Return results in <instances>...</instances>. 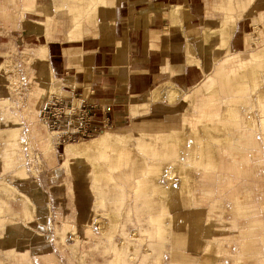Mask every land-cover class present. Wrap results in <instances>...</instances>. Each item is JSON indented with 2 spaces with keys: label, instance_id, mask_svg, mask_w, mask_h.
Here are the masks:
<instances>
[{
  "label": "bare ground",
  "instance_id": "obj_1",
  "mask_svg": "<svg viewBox=\"0 0 264 264\" xmlns=\"http://www.w3.org/2000/svg\"><path fill=\"white\" fill-rule=\"evenodd\" d=\"M46 1L23 0L20 8L23 9L21 15L23 17H32V13L38 15L39 19L37 20L42 21L39 24L40 32L43 34L46 27L52 26L50 24L52 19L57 20V23L53 24L59 26L58 19H54L51 14H43L42 7L46 5ZM50 1H52V6L56 11H63L66 16H69L67 19L70 20L72 27L67 38L70 41L81 40L83 18L91 7H110L117 3V0ZM13 3L15 4V0ZM176 11L178 13L169 12L172 26L175 29L179 27L180 21H182L181 11ZM15 14L11 13L9 8L3 11L4 17L13 18ZM218 31L220 29L204 32L202 43L204 50L215 45L216 35L222 36L221 31ZM43 49L47 52L46 47ZM214 59H218V54L213 55ZM256 62H259L264 68V48L262 54L251 56V61L245 60L242 54L233 52L232 55L226 56L218 62L217 75L209 74L195 92H186L183 87L178 86L172 80H167L141 96L153 104L154 115L159 116V118L164 115L166 110L178 106L180 111L174 112L165 121H143L135 125L137 126L136 129H101L94 136L70 140L62 146L63 159L60 170L67 175L73 173L74 176H77L78 171L74 165L82 166L83 176L87 181L90 180L93 183L89 191L94 193L96 204L103 208L104 213L110 218L111 231L107 233L108 237L113 236L114 231L121 223V210L125 198L124 182H128L129 186L133 187L137 209L142 212L145 211L147 220L154 225L152 231H147L152 251L149 247H144L145 254H151L156 248H160L161 251L164 250L166 243L174 238L176 245L183 248L180 254L183 259H173L171 264H211L215 260L213 252L216 243L211 238L213 225L206 209L197 208L196 214L190 218L184 214L186 210L196 208L192 197L196 174L208 182L214 179V172L219 169L236 171L241 174L252 173L250 153L245 145L259 146L260 141L257 136L259 121H256V116L247 105H244L245 108L243 109H238L237 104L239 102L249 101L247 96L240 98L236 95L228 99L222 98L221 87H226L227 82L226 80L223 81L221 76L222 74L227 77L234 76L237 71L248 68L250 64H258ZM3 65H0L1 77L7 73V62ZM35 66L38 67L36 77H44L50 74V64L47 62H38ZM52 67L54 68L53 65ZM261 76L260 71H255L251 75V85L254 89L256 85L258 86L255 100L257 102H260L264 97V82L261 83ZM41 83L47 86L48 96L61 93L58 78L52 77L45 82L41 81ZM4 85L1 93L7 94L10 88L7 83ZM164 85L165 87L167 85L168 89L166 94L164 93L166 98L161 100ZM247 86L243 89V95L244 93L249 94L251 90ZM261 87L263 88L259 89ZM37 93L40 91L37 90ZM132 100L136 101L137 98ZM177 101L179 105H176ZM1 103L9 105L10 101L4 98L0 100ZM259 115L264 127V112L261 111ZM42 124L46 126L44 123ZM22 129L21 126L14 124L3 126L0 128V140L4 141L7 146L21 142ZM36 132L40 140L43 141L44 154L50 157L57 150L55 143L57 141L53 139V137L57 139L55 133H52L47 126L46 129L37 126ZM121 146H134V148L130 151L119 152L118 149ZM136 149L143 152L137 153ZM7 152L8 149H5L3 155H6L9 160H13L12 157L7 156ZM253 154L255 155L254 152ZM18 156L22 164L12 171L11 177L18 180H28V184L36 186L38 183L30 177L28 168L23 163L25 160L24 152L21 151ZM115 169L122 173V180L119 179L121 177L117 173L116 175L113 173ZM52 177L53 180L62 178L57 171L52 172ZM6 178V176L0 178V264H34L32 257H28L27 253L29 247L35 248L36 244L28 245L22 241H29L34 237V232L26 226L25 222L31 226H39L36 210L32 200L23 191L6 181ZM176 178H178L177 184L175 183ZM66 183L67 180L64 181V184ZM231 185V182L225 184L220 182L217 192H221ZM212 192L208 190L207 195L211 196ZM16 201H19L18 209L25 218L24 221L19 217L20 212L15 211L14 202ZM242 203L244 207L252 205V194L249 188L244 189ZM124 210L131 217L130 208L128 210L124 208ZM179 221L183 222V225L192 226L193 232L182 234L174 231L175 229L172 228ZM67 230L73 234V237H78L76 226L68 224L63 229H58L63 240ZM132 233L134 234L135 230L130 232V235ZM138 238L142 245L145 238ZM71 248L75 251L77 244L72 245ZM111 248L114 256L108 264H123L126 254L130 252L129 256L132 258L138 250V248L132 247L125 237L121 239L119 244ZM84 260L83 263L88 264L85 257ZM260 262L264 264V257L261 258Z\"/></svg>",
  "mask_w": 264,
  "mask_h": 264
},
{
  "label": "crops",
  "instance_id": "obj_2",
  "mask_svg": "<svg viewBox=\"0 0 264 264\" xmlns=\"http://www.w3.org/2000/svg\"><path fill=\"white\" fill-rule=\"evenodd\" d=\"M51 2L47 0L46 5L42 7V11L44 14H51L54 19H58L59 26L53 24L57 23V20L52 19L50 21L52 26L46 27L43 40L33 45L32 50L28 51L34 56L31 60L36 63L47 62L50 64V69H54L52 65L61 67L62 70L73 67L76 72H79L80 77L85 78V80L90 79L94 87H99L102 93L108 91L115 93V103L122 104L124 111H120L121 106L110 105V108L112 111L117 109L118 113L116 114H123L125 117V113L128 112L129 119L130 117L139 116L135 125L143 121H165L174 112L166 110L164 115L159 118V116L154 115V107L151 106L148 113L137 112L134 114L131 113L129 108L130 100L144 96L167 80H172L178 86L183 87L185 91H194L196 88L201 87L206 77L211 74L210 71L216 64L213 63L215 62L213 55H225L219 59L221 61L226 56L232 55L233 52H238L244 56L245 60L251 61V56L262 54L264 47V33L262 31L259 33L260 30L264 29V0H117L115 6L96 7L97 9L91 7L87 11L83 18L82 38L78 41H70L67 38L72 27L70 20L67 19L69 16H66L63 11H56ZM10 3L12 4L13 0ZM2 4L3 1L0 0V17L3 18L0 30L3 33L15 29V26L20 23V19H25L28 23L32 22L30 26L27 25V28L30 30L37 29L40 32L39 24L42 21L37 20L39 17L36 19L37 25L31 21V17L19 16L20 18L17 17L15 20L8 17L4 18L1 9ZM175 8L181 11L180 14L182 13L180 15L182 21H180L177 29L172 26L169 16L170 10ZM17 13L19 15V11ZM32 14L36 15L35 13ZM61 15L66 16L65 21L61 20ZM224 28H229L227 46L219 47L216 44L210 49L204 50L202 44L204 32L216 29L222 31ZM259 34L261 41L259 40ZM59 36H62L66 44L58 47L57 53L54 54L51 49L55 43L50 41L57 39ZM248 38L249 42H247ZM60 44L62 45V43ZM43 47L47 48V52L44 51ZM12 48L11 39H7L5 34L0 33V53L11 51ZM256 63H258L259 70L263 74V67L259 62ZM36 69L38 70V68ZM62 76L67 78L64 73ZM69 79L73 80L74 78ZM255 87L258 88L257 85ZM263 101L264 97L259 102V108L264 107ZM27 105L30 107L29 100ZM0 110L4 111L2 108ZM12 116L17 120L16 114H12ZM10 120L12 119L5 116L4 120H0V122L6 125ZM136 128L137 126H135ZM257 133L260 141L259 146L247 148L250 153L252 173L239 174L236 171L219 169L214 172V179L208 182L200 178L199 174H196L192 197L198 202L199 206L188 209L183 214L190 218L193 214H196L197 208L206 209L209 214L213 225L211 238L216 243L213 252L215 260L211 264H261L260 260L264 257V143L263 133L261 132L262 135L259 131ZM28 134L29 132H26L23 136L26 157L29 153L27 150L29 145ZM6 147L8 146L5 145L2 148ZM3 153L4 150L0 153V159L4 157L6 164L5 167H2L1 161L0 174L10 167L17 166L19 162L21 163V161L9 160ZM74 166L79 167L78 164ZM60 167L61 164H58L51 170L50 178H53V171L59 172L61 177L67 175L60 170ZM77 171L80 174L78 169ZM220 182L224 184L231 182L232 185L221 192H217ZM245 188H249L252 194L251 204L253 205L247 207H244L242 203ZM208 190L213 191L211 196L207 195ZM41 191L43 194L39 192L33 195V198L35 199L38 224L47 231L51 228L53 220H55L54 224L59 220V208L56 210L53 197L49 196V193L46 196L43 189ZM74 201V223L70 221H59L57 223L56 244L69 247L72 252V256L69 257L77 258L82 264L85 261L84 257L86 262L89 263L87 256L91 260L90 264H108L114 255L110 259L109 256L101 261L96 259L93 253L94 239H90L89 248H86L77 256L80 241L79 227L85 224L89 213H86L87 207L85 208L86 212H84V204L80 202V198H77V194ZM253 210L255 212L251 214ZM137 216L139 222L135 223H130L134 219L127 216L130 222L126 230L130 237H132L130 232L133 230L145 231L147 234V231L154 229L153 224L149 223V226H147L144 222H140L141 220L144 221L143 218H147V215L137 214ZM64 217L65 215H62L61 218ZM182 223L181 221L176 222L175 227L173 226L172 229L182 234L193 232L192 226L183 225ZM25 224L34 232V226L29 225L27 222ZM68 224H74L78 231V237H73L74 241L70 244L67 243L66 239L63 240L58 232V229H63ZM91 226L89 222L87 228L90 231H92ZM105 226L106 228L102 231V234L98 235L101 241L97 244H104V247L119 244L121 240L114 238V234L112 237L107 236V233L111 231V228H107L110 226V219L109 221L105 220ZM68 233L73 236L69 230H67L66 235ZM90 233L94 234L93 231ZM104 237L109 241L111 240L112 243L108 245L107 239L106 241L105 239L102 240ZM147 237L148 242H150V237L148 235ZM126 241L129 244H134H131L132 247L138 243L139 246H142L139 238L128 237ZM175 241L176 239H171L169 244L166 243L164 250L161 251L160 248H156L149 255L144 252L131 258L129 254H126L122 263L171 264L177 258L183 259L180 256L183 248L176 245ZM74 244H77L75 251L71 248ZM48 245V243H45L43 247L48 249ZM136 253H138V250ZM34 256H32L33 263L37 264ZM50 258L51 263L47 260L48 263L59 264L57 257Z\"/></svg>",
  "mask_w": 264,
  "mask_h": 264
},
{
  "label": "rangeland",
  "instance_id": "obj_3",
  "mask_svg": "<svg viewBox=\"0 0 264 264\" xmlns=\"http://www.w3.org/2000/svg\"><path fill=\"white\" fill-rule=\"evenodd\" d=\"M2 1H3V4L1 5V9L3 11H5V9L9 8V11L11 13H16L15 15H13L14 20L19 16L21 17V15L23 13V9H20V8H21L23 0H15V4H13V3L11 4L10 3L11 0H2ZM166 10H167V8H166ZM174 10L175 9H171L170 11L177 12L176 10L175 11ZM18 11H19V15L17 13ZM0 16H1V14H0ZM37 17H38V15L32 14L31 21H33V23L35 25H37V21H36ZM60 17H61V20H63V21L66 20V16L61 15ZM8 18H10V17H8ZM2 19L3 18L0 17V24L2 22ZM19 22L20 23L17 26H15V29L10 30V32L8 31L6 33H3V31L0 30V33L5 34L7 39H11V42L13 45V48H12L13 50H11V51L9 50L8 52H1L0 53V65H3V63L7 62V66H6V68H7L6 72L7 73H5L4 77H1V75H0V100L7 98L11 103L9 105L3 104V103L0 104V108H2L4 110V111L0 110V120H4L5 116H6V118L12 119V120H10V122H7L6 125H5V123L0 122V127H2V125L7 126V125L14 124L17 126H21L23 129H22V134H21V142H17V143L12 144L11 146H8L6 148H2L3 146H5V145H3L5 142L0 140V153L2 150L8 149L7 156L12 157L14 162L21 161L19 159L18 154L21 151H23L25 154V150H24L25 146H24L23 136L26 132H29V134H28L29 145L27 148L29 153L27 154V157L25 154V160L23 163H25V165L27 166L30 177L32 179H35V181L38 184L36 186L35 185L33 186V185H30V183L28 184V180H18L16 178L13 179L11 177L12 171L15 169V167L22 164V162L21 163L19 162L17 166L10 167V168L6 169L2 174H0V178H2L3 176H6L7 177L6 181H9L10 183H12V185L14 187L18 188L20 191H23L32 200V204H33L35 210H36V205H35V199L33 198V195H36L39 192H41L40 194H43L41 189H43V191L46 193V196L49 193L50 194L49 196L53 197L52 199L54 201V204L56 205V210L59 208V210H58V219L59 220L57 222H55V224H54L55 220H53V223L51 224V228H49V230L46 231L42 226H34V228H33L34 229V233H33L34 237L31 238V240H29V241H27V240L22 241L23 243L25 242L28 245L36 244L35 248L29 247V251L27 253V256L32 257V256L36 255V256H34L35 257L34 260L37 264H50L51 263L49 261L51 259L50 257H57V262L59 264H82L81 262H79V260L77 258H70L69 257V256H72V252H71L69 247L61 246L60 244H56V242H55L57 223L59 221H67V222L70 221V222L74 223V215H75L74 198H75V195L77 194V198H80V202H82V204H84L83 205L84 210H85L84 212H86L85 208L87 207L88 210L86 213H89V217L87 218L85 224L81 227L78 226L80 229V231H79L80 232V241H79L77 256H78V254L82 253L83 250H85L86 248H89L88 246H90V239H94L93 243H95V246L93 247L94 248L93 253L95 254V258L99 259V261H101L103 258L106 259V256H109V259H110L114 255L112 248L110 246L104 247L103 246L104 244H101V245L97 244V242L99 243L101 241V239H99L98 235L102 234V231L106 228L105 220L109 221L110 218L108 215H106L104 213L103 208H100L96 204L94 193L92 191L91 192L89 191L90 188H92L93 183L90 182V180L87 181L86 178L83 176L82 166L79 165V167L78 166L76 167L79 170L80 174H82V175L78 174V176H74V174L72 173L70 175H63L62 178H59L57 180H53L52 178H50L51 170L56 165L61 164V161L63 159L62 146L65 145V143L67 141L66 142H60L58 139L53 137L54 141L55 140L57 141V142H55L56 146H57V150L50 157H47L44 154L43 147H42L43 141L40 140V137L38 136V134L36 132L37 126L46 129V126H44L42 124V121L40 120L39 115H38L39 107L43 104V102L48 97V95H47L48 88H47V86L42 84L41 81L45 82L46 80H49V78H52V77L58 78V81L60 82V86H61L59 88V90L61 91V93L59 95L66 96V97H72V96L74 97V95L76 93H83L84 92L85 96L88 95L92 101L95 100L94 101V103H95L94 111L96 114L95 115L96 120H98V121L101 120L102 116L105 115L104 113H106V115L110 117V121H109L110 123L107 126H103L102 124L97 126V131L94 135H96L101 129H112V130L117 129V128H119V129H135V123H136L139 116L130 117V119H129L128 114H127L128 112L125 113L126 117L123 114H120V115L116 114V113H118L117 109L112 111V109L110 108V105L121 106V107L123 105L122 104L119 105V103H115V99H116V97H114L115 93H113L111 91L102 93L99 87H97V86L94 87V85L92 84L90 79L85 80V78L83 79L82 77H80L79 72H76L73 69V67H69L68 69L62 70L61 67L54 66L55 70L51 69V71H49L50 74L45 75L44 77L43 76L42 77H39V76L36 77V73H37L36 68H38V67L35 66L36 62L34 60H31V58L34 56L32 55L31 52L28 53V51L32 50V48L34 47L33 45H36L43 40V33L39 32V30H37V29H34V30L28 29L27 25L29 24V26H30L32 22L28 23L27 21H25V19H20ZM228 29L229 28H224V30H222L221 32L218 31L222 34V36L221 37H218V35L215 36V38H216L215 45L218 44L219 47L227 46V43L229 41ZM261 31L264 33V29L260 30L259 33H261ZM259 40L261 41L260 34H259ZM50 42L55 43L52 45V49H51L52 53H54V54L57 53V50L59 49L58 47L66 44L63 41L62 36H59L57 39H54ZM247 42H249V38L247 39ZM60 43H62V45ZM26 51L28 54L26 53ZM224 56L225 55H221V56L219 55L217 60L214 59L215 62H213V63H216V64L215 65L213 64L214 66H213L212 70L210 71L212 75H217L216 71H217L219 59H221ZM43 62L44 61H42V63ZM74 66H78V65H74ZM241 70L242 71H237L238 74L236 73L234 76H230V77L224 76L222 74L221 78L223 81L226 80L227 84H226V87H223V86L221 87V91H222L221 96L223 99H228L229 97L236 96V95L240 98L246 97V96L249 98L248 102H245V101H244V103H243V101L239 102V104H237L238 109H240V108L243 109L247 105L253 111L254 115L256 116V121L257 122L259 121L258 131L260 133L261 132L263 133V142H264V127H263V123L260 120L261 118L259 115V114H261V111L264 112V107L261 106V110H260L259 102L255 101L257 98L256 88L254 89L253 85H251L252 84L251 75L255 71H260L259 66H258V64H252V65L250 64L248 66V68L246 67L245 69H241ZM263 72H264V68H263ZM0 73H1V71H0ZM63 73H64V76H67V78L62 76ZM76 75H77V79H76ZM68 77L69 78L73 77L74 79L71 80ZM263 78H264V73L262 74L261 83L264 82ZM233 82H235V83H233ZM4 83H7V86L10 88V91L7 94L1 93L3 88L5 87ZM48 84H50V83H48ZM248 84H249V86H247ZM246 86L248 89H251L249 91L250 95L245 94V93L243 95V89L246 88ZM233 88H235V89H233ZM262 88L263 87H261L259 89H262ZM90 89L93 91V93H91ZM167 89H168L167 85H166V87L164 85L163 97L160 98L161 100H164L166 98L165 94H166ZM196 89L194 90V92L196 91ZM223 89H226V90L223 91ZM37 90H39L40 93L36 94ZM186 92H190V91H186ZM54 94H56V93H54ZM252 94L253 95L255 94L254 95L255 97ZM28 100L30 101V107L27 105ZM147 100H148L147 98H142V97L137 98L136 101L130 100L129 101V108H130L131 113H134V114H136L137 112L148 113L150 111L151 106H153V104H150ZM225 103H227V102H225ZM176 105H179L178 101L176 102ZM263 105H264V101H263ZM9 106H10V108L8 110ZM127 106H128V103H127ZM120 111L123 112L124 108L122 107L120 109ZM168 111L179 112L180 109L177 106V107H173L172 109H169ZM12 114L17 115L16 116L17 120L12 118V117H14V116H12ZM262 133H261V135H262ZM213 134H215V132H213ZM212 136H215V135H212ZM85 138H87V137H85ZM251 147H253V145H249V144L245 145V148H251ZM133 148H134V146H129V147L128 146H121L118 150H119V152H122V151L125 152V151L133 150ZM135 151H137V153H140V154L143 152L140 149H136ZM1 161H2V167H5V164H6L5 158L2 157L0 159V166H1ZM51 161H52V163H51ZM2 167H0V169ZM113 173L115 175L117 173L119 175V177H121L119 179H121V180L123 179V175L120 172V170L115 169V170H113ZM239 174H241V173H239ZM162 179H164V178H162ZM177 179L178 178H176V180H175L176 184L178 183ZM65 180H67L66 184H64ZM193 185H194V183H193ZM124 190H125V192H124L125 198H124V205L122 206V210H121L122 211L121 212V224L118 226L117 230L115 231L114 238H116L117 240H121L124 237L126 239L128 237L134 238V239H136L138 237H143V238H145V240L142 241V246H139L138 245L139 243L134 246V247L138 248V253H135L134 255H138L139 253L143 254L145 252L144 247H149V249L152 251L151 246L148 244L149 239H148L145 231H139V233H138L135 230V233L134 234L132 233V235H131L132 237H130L127 233L126 229L129 225L130 221L127 217L129 214L126 215V211L124 210V208H126V210H128V208H130L129 213L132 214L131 219L132 218L134 219L133 222H130V223L139 222L137 219V217H138L137 214H143L144 213L143 215L146 216L147 213L145 211L142 212V211L137 209L135 193H134L133 187L129 186L128 182H124ZM194 201H195V204L197 206L198 202L195 199H194ZM14 203H15L14 204L15 205V211L20 212L19 211L20 209H18L19 201H16ZM41 204H42V202H41ZM2 212H4V211H2ZM253 212H255V211L253 210L251 212V214ZM62 215H65V217L61 218ZM19 217L21 220L25 219L23 217V215L21 214V212L19 213ZM143 220L144 221L141 220L140 222H144L145 224H147V226H149V221L147 220V218H143ZM89 222L92 225L91 230L93 231L94 234H97V235L90 233L92 231L88 230L87 224ZM131 226L134 227L133 225H131ZM107 228L110 229V226ZM125 232H126V234H125ZM50 234H51V236H50ZM133 235H136V236H133ZM52 236H54V237L52 238ZM65 239H66L67 243H69V244L73 243V241H74V238L70 233H68L66 235ZM87 239H88V241H87ZM104 239L106 241L107 238L104 237L102 240H104ZM53 240H54V242H53ZM45 243L49 244L47 247L48 249H45V247H43ZM54 243H55V245H54ZM107 243H108V245H110L112 243V241L111 240L109 241L107 239ZM130 244H132V243H130ZM167 244H169V242ZM132 245H134V244H132ZM55 249H56V251H55ZM87 259L89 260L88 264H90L91 260L88 256H87ZM47 260L50 263H48Z\"/></svg>",
  "mask_w": 264,
  "mask_h": 264
},
{
  "label": "built area",
  "instance_id": "obj_4",
  "mask_svg": "<svg viewBox=\"0 0 264 264\" xmlns=\"http://www.w3.org/2000/svg\"><path fill=\"white\" fill-rule=\"evenodd\" d=\"M94 101L84 92L76 93L74 97L53 94L39 107L38 115L60 142L90 137L96 133L97 126L110 123L106 113L101 120H96Z\"/></svg>",
  "mask_w": 264,
  "mask_h": 264
}]
</instances>
